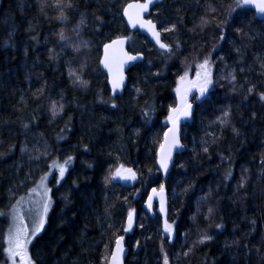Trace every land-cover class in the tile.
<instances>
[{"label": "trees", "instance_id": "1", "mask_svg": "<svg viewBox=\"0 0 264 264\" xmlns=\"http://www.w3.org/2000/svg\"><path fill=\"white\" fill-rule=\"evenodd\" d=\"M130 1L0 0V264L12 202L68 157L29 248L33 264H107L118 236L129 249L125 264H162L168 249L169 264H264V21L243 6L233 12L236 0H162L151 13L169 47L161 53L128 32ZM66 31L91 48L87 64L65 47ZM121 36L144 59L112 97L98 61ZM218 44L213 68L228 79L195 105L181 130L185 149L162 181L156 155L183 62ZM74 68L86 87L70 76ZM117 169H132L136 183L121 185ZM161 185L170 244L157 214L124 231L128 213L141 214L147 192ZM205 235L212 239L200 243Z\"/></svg>", "mask_w": 264, "mask_h": 264}, {"label": "water", "instance_id": "2", "mask_svg": "<svg viewBox=\"0 0 264 264\" xmlns=\"http://www.w3.org/2000/svg\"><path fill=\"white\" fill-rule=\"evenodd\" d=\"M161 1L162 0H158V2L149 5L148 11H143L139 7H136V5L138 4L145 3L146 0L130 1L123 7L122 18L124 20L128 32L140 34L141 36L145 37L157 51L161 53H167L169 50L166 51L165 49L160 48L159 44H157L156 42V39L153 35V31L160 32V30L158 29L156 23L151 18L152 10L157 5H159ZM258 3L259 0H251L250 3L243 4L242 6L246 9L253 11L258 20L264 21V12H261L257 7ZM129 5H133V7H129ZM125 9L128 10L127 15H125ZM130 19L132 21L131 23L129 22ZM148 21H151L152 24L155 25L154 30L148 24ZM160 40L162 43L166 44L163 40L162 34L160 35ZM106 45L108 46L107 48L105 47ZM127 46H128V36H121L108 41L101 47L100 50L98 67L106 77V84L110 92V95L112 97H118L123 94L127 85V77L129 70L136 64L141 63L144 59V56L141 53L129 52ZM129 57H136V59H129ZM113 82L119 84V87L116 89L115 92H113ZM194 92H195V87H189L188 89L185 90V94L188 96L192 95ZM199 96L204 97V95L201 96L200 91H199ZM188 105H191L190 109L188 108ZM193 111H194L193 103L191 102L187 103L179 111L177 116L166 125V129L164 131L162 141L156 155V168L162 181H166L167 177L169 176L174 164L175 157L180 155L185 149L181 142V130L184 125L188 124L191 121ZM185 113L188 114L185 115ZM177 140L182 145V147L179 148L175 147V142ZM169 148H171V157L170 159H167V153ZM166 159L168 165L167 171H165L161 167V161ZM127 175L129 174L123 173L120 176H127ZM118 182L123 186L131 187L136 183V179L135 180L121 179L119 177ZM153 189L149 190V192L147 193L144 199V203L142 205V210L149 216H151L152 214H157L161 219L162 228L164 229L165 221H167V193L164 189L163 191H161L160 189H155L156 190L155 192H153ZM149 197H152L151 209L148 207ZM162 204L165 209V212H161ZM134 221H135V213L133 212L131 229L129 231H126L127 233L132 230ZM125 223L127 228L129 225L128 216L126 218ZM123 248H124V252L120 257V264H125L129 254V249L125 244V238L123 239ZM114 250H115V242L114 245L112 246L111 251ZM107 264H110V255Z\"/></svg>", "mask_w": 264, "mask_h": 264}, {"label": "rangeland", "instance_id": "3", "mask_svg": "<svg viewBox=\"0 0 264 264\" xmlns=\"http://www.w3.org/2000/svg\"><path fill=\"white\" fill-rule=\"evenodd\" d=\"M236 6L237 7L234 8L233 12H235L236 9H238V5H236ZM239 6H242V5H239ZM233 12H232V15H233ZM62 37H63L62 41L64 42L65 47L66 48L69 47L72 49L76 48L79 51V56L82 58V62H84V64H87L90 60V54H91V48L89 47V45L82 39L78 40V38L76 36L72 35L71 32H69V31L64 32ZM222 40L223 39H221L220 42H222ZM218 47H219V44L217 47L213 48L211 51H209L207 53L202 54V53L198 52L195 56L188 58L184 62L182 61L183 62V68L181 70L180 76L176 80V85L174 88V94L176 96V105L170 110L168 118L165 122L166 125L177 116L179 111L187 103H189V102L193 103L194 107H195V105L200 103L202 98L207 96V94H209L214 89V83L215 82H217L219 80L228 79V77H225V78L220 77L219 74L217 72H215V69L213 68V56H214ZM206 58L209 59V62H210L209 66L207 68L199 67V65H201ZM71 72H75L76 76H78L80 78L81 72L79 69H77V68L70 69V73ZM208 74H210L212 84L208 86V91L204 94V97H200L199 96L200 88L204 86V83H205V80H206V77ZM71 77L76 78L75 76H71ZM181 77H183V79H181ZM189 87H195V92L190 96L185 94V90L188 89ZM173 109H175V111H172ZM170 116L172 117V119H169ZM56 163L60 164L61 162H56ZM67 171H68V165H67ZM67 171L65 172L64 177L67 174ZM123 173H127V172L120 170V175ZM120 175L117 176L115 173V176H116L118 181H119ZM44 176L47 177L46 180H44L42 182L41 178H40L38 183L32 188V190L29 193L24 194L21 197L16 198V200H14L12 202L11 208L8 212V226H7L6 240H5V261L3 262V264H13V261L10 258L9 253L6 251V249L9 248L8 238H9L10 230L13 233H15L19 229H24V228H26L30 231L33 227H35L36 225L39 224V222L42 218L44 220L43 228L45 226L46 219H47L48 214L50 213V210L52 207V199H51L52 187L57 186L58 185L57 180L59 179L61 182L64 179V177H63V179H60L58 170L55 168H52V167H50L49 172H47ZM44 176H42V177H44ZM60 182H59V184H60ZM153 188L161 189V186H157V187H153ZM153 188H151V189H153ZM46 189L49 190V191H47V195H45ZM45 201H50V207H49L46 214L44 212V202ZM143 203H144V200L141 203V214L136 212L135 210H131L132 212L135 213L134 224L136 223V219L140 215L141 216L147 215L142 210ZM147 216H149V215H147ZM170 224H172V223L170 222ZM41 231L42 230H40L38 232V234H40ZM163 233L168 240L167 234L164 232V230H163ZM38 234L36 236H38ZM127 234H129V233H127ZM173 237H174V227H173V236L171 238V242L173 240ZM124 238H125V236H124ZM33 240L34 239H32L31 243L28 244V246H27V256L25 257V260H27L28 258L31 259L30 253H29V248H30V245L32 244ZM171 242H169V240H168L169 244ZM15 251H17V250L14 248L13 253ZM162 254H163L162 255V264H164V256L167 255L168 259L170 257L169 249L163 250ZM15 264H21V257L20 256H15Z\"/></svg>", "mask_w": 264, "mask_h": 264}, {"label": "snow or ice", "instance_id": "4", "mask_svg": "<svg viewBox=\"0 0 264 264\" xmlns=\"http://www.w3.org/2000/svg\"><path fill=\"white\" fill-rule=\"evenodd\" d=\"M158 2V0H146L145 3L143 4H138L136 5V7H139L140 9H142L143 11H148L149 10V5ZM237 5H243V4H247L250 3L251 0H236ZM129 7H133V5H129ZM257 7L259 8V10L261 12H264V0H259V3L257 5ZM128 14V10L125 9V15ZM129 22L131 23V19L129 20ZM206 23V21H205ZM148 24L151 26V28L154 30L155 29V25L152 24L151 21H148ZM175 30V25L173 24L171 28H165L164 31H174ZM153 35L156 39L157 44H159L160 48L165 49L166 51L169 50L168 46L164 43L161 42L160 40V35L161 33L158 31H153ZM63 38V37H62ZM221 39H223V37H221ZM115 43V42H114ZM106 48L108 47L107 45L105 46ZM129 59H136V57H129ZM209 59H205L204 62L199 65V67L201 68H207L209 66ZM107 66V65H106ZM71 76H75L76 77V81L77 83L82 84V86H87V82L86 81H81L80 78L78 76H76L75 72H71L70 73ZM233 80L235 79L234 76L231 77ZM181 79H183V77H181ZM122 82V81H121ZM212 84V80L210 78V74L207 75L204 86L200 88V94L201 96H203L207 91H208V86ZM119 87V84L116 82H113V92L116 91V89ZM137 91H139V89H137ZM179 91V90H178ZM249 93H251L253 91L252 88L248 89ZM260 99L264 100V94L260 95ZM112 107H116V105L113 103ZM188 108H191V105H188ZM63 109V105L60 106V110ZM172 111H175V109H173ZM58 114V112L56 111V105H53V116H56ZM188 113H185V115H187ZM225 117L228 115L227 112L224 113ZM169 119H172V117L170 116ZM178 119V117H177ZM226 122V121H224ZM25 127H27V125H25ZM233 131H236L235 129H233ZM175 147H182V145L179 143V141L177 140L175 142ZM205 151H207V148L204 149ZM171 157V148H169L168 153H167V159H170ZM167 159L166 160H162L161 161V167L167 171ZM72 157H68L66 160H64L63 163H56L55 161H53L52 165H50V167L55 168L58 170L59 173V178L63 179L65 172L67 171V165H69L71 163ZM262 163H264V161H262ZM121 168H123V166H121ZM123 171L127 172L129 175L127 176H120L121 179H132L135 180L136 179V173L132 171V169H123ZM116 175L119 176L120 175V169L116 170ZM47 177H41V181L43 182L44 180H46ZM60 180H57V184H59ZM161 191H163V185H161ZM47 191L49 190H45V195H47ZM156 190L153 189V192H155ZM151 200L152 197H149V204L148 207L151 209L152 205H151ZM50 207V201H45L44 202V212L45 214L47 213L48 209ZM161 212H165V209L163 207V204L161 206ZM132 220H133V212L130 211L128 213V221H129V225L127 228L124 229V231H129L131 229V225H132ZM43 225H44V220L43 218L40 220L39 224L36 225L35 227H33L30 231L26 228L24 229H19L17 230L15 233H13L10 230L9 233V238H8V244H9V248L6 249V251L9 253L10 258L13 261V264H15V256H20L21 257V264H33V262L31 261L30 258H28L27 260H25V257L27 256V246L28 244L31 243V240L35 238V236L38 234V232L40 230L43 229ZM217 227H221V225H217ZM164 232L167 234L168 240L169 242H171V238L173 236V224L168 223L167 221H165V225H164ZM123 236H118L115 239V250L110 252V264H120V257L124 252V248H123ZM212 237L205 235L199 242L200 243H205L208 240H211ZM16 249L17 251H15L13 253V249ZM107 248V246H106ZM163 250V249H162ZM188 253H185V255H187ZM164 264H169L168 261V257L167 255L164 256Z\"/></svg>", "mask_w": 264, "mask_h": 264}, {"label": "bare ground", "instance_id": "5", "mask_svg": "<svg viewBox=\"0 0 264 264\" xmlns=\"http://www.w3.org/2000/svg\"><path fill=\"white\" fill-rule=\"evenodd\" d=\"M168 216V215H167ZM134 226V225H133Z\"/></svg>", "mask_w": 264, "mask_h": 264}]
</instances>
